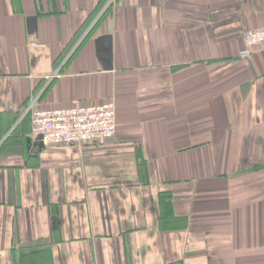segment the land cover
<instances>
[{
  "label": "crops",
  "instance_id": "1",
  "mask_svg": "<svg viewBox=\"0 0 264 264\" xmlns=\"http://www.w3.org/2000/svg\"><path fill=\"white\" fill-rule=\"evenodd\" d=\"M106 1L0 0V264H264V0ZM76 100L115 136L36 145Z\"/></svg>",
  "mask_w": 264,
  "mask_h": 264
},
{
  "label": "built area",
  "instance_id": "2",
  "mask_svg": "<svg viewBox=\"0 0 264 264\" xmlns=\"http://www.w3.org/2000/svg\"><path fill=\"white\" fill-rule=\"evenodd\" d=\"M116 0H107L101 14L111 8ZM242 57H250L256 47H264V27L246 33ZM52 74L50 78L57 76ZM30 113L31 132L43 136L45 144L73 145L113 138L117 131V111L113 102L84 104L80 100L62 108H36L32 102L26 109Z\"/></svg>",
  "mask_w": 264,
  "mask_h": 264
},
{
  "label": "water",
  "instance_id": "3",
  "mask_svg": "<svg viewBox=\"0 0 264 264\" xmlns=\"http://www.w3.org/2000/svg\"><path fill=\"white\" fill-rule=\"evenodd\" d=\"M110 39V36L106 35V36H101L100 40L101 41H104V47L103 49L107 52V59L109 60L110 62V67L112 66L111 63H112V46L110 45V43H108V40ZM43 136L42 135H39L35 138L36 140V145H38L40 148H43L44 147V144H43ZM32 143V139H28V144H31Z\"/></svg>",
  "mask_w": 264,
  "mask_h": 264
}]
</instances>
